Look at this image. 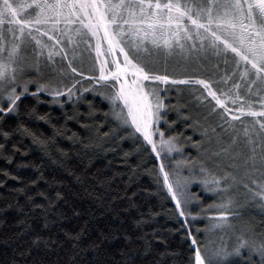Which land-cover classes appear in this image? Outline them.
I'll return each mask as SVG.
<instances>
[{"label":"trees","instance_id":"1","mask_svg":"<svg viewBox=\"0 0 264 264\" xmlns=\"http://www.w3.org/2000/svg\"><path fill=\"white\" fill-rule=\"evenodd\" d=\"M187 63L158 71L207 80L219 93L237 89L251 100L262 93L261 80L245 75L230 54ZM93 89H79L75 97L68 90L58 97L24 94L14 112L0 114V264H195V248L203 253L206 246L205 223L192 222L186 205L188 219L180 216L160 159L142 136L117 125L103 88ZM206 92L194 83L163 86L158 127L173 138L178 153L171 161L189 173L191 165H202L219 176L230 171L215 172L220 164L210 156L247 123L223 117L211 97L203 98ZM257 146L263 150L264 141ZM210 201L204 197L203 208ZM252 216L245 225L264 238V209ZM229 264L262 262L258 253L243 251Z\"/></svg>","mask_w":264,"mask_h":264},{"label":"snow or ice","instance_id":"2","mask_svg":"<svg viewBox=\"0 0 264 264\" xmlns=\"http://www.w3.org/2000/svg\"><path fill=\"white\" fill-rule=\"evenodd\" d=\"M5 32L11 38L10 43ZM93 37L98 57L103 55L101 43L107 41L104 51L110 59L100 60L96 82H104L111 89L106 99L113 105V119L119 127L139 133L160 159L163 183L180 216H185L181 205L191 202L188 180L181 174L182 162L171 163L170 154L175 151V145L173 138H166L165 133L159 130L164 105L160 89L151 82L167 84L171 80L172 84L202 85L207 90L203 98L211 97L225 112L228 108L207 80H176L169 75H158L157 63L166 62L165 58L176 49L181 53H191L204 49L207 42V47L217 55L229 50L234 53L238 57L237 66L242 62L245 65V75L254 70V75L264 76V0H212L206 5L182 4L181 0H167L163 4L160 0H0V114L14 112L17 101L28 91L24 77L27 69L34 65L25 55L26 50L31 48L36 55L44 56V50L48 49V60H52L54 52L64 58L69 56L66 46ZM45 38L50 43H46ZM119 54H122V60ZM67 63L71 67L72 58ZM109 64L112 67H108ZM76 71L71 67V72ZM251 82L255 83L254 80ZM68 92L71 95L72 90L68 89ZM55 94L62 95L59 91ZM237 111L240 115L232 116V120H240L244 114L243 107ZM250 114L258 115L256 112ZM259 115H264V112ZM259 127L264 130V122ZM244 137L247 144L254 143L247 129H244ZM239 147L234 137L228 147H222L214 155L234 153ZM251 151L254 157L256 148ZM253 157H249L251 166L256 171L264 168V155L260 157L259 168ZM164 159H169L171 172L165 170ZM210 183L211 190L218 192L221 199L220 204L209 206L210 210H217L210 230L237 231L229 220L239 215L234 211L232 196L237 187V177L223 171L219 176L213 175ZM251 183L252 186L245 183L243 187L253 199L259 198L264 206V182L253 180ZM240 231L233 246L228 243L231 237L226 240L221 236L211 247L206 245L203 253L196 247L195 264H229L230 258L241 255V249L245 248L250 253H258L264 264V238L246 239L243 229ZM73 238L78 240L79 235ZM41 240L37 237L36 242ZM43 242L45 245L48 243ZM191 242L196 245L195 238Z\"/></svg>","mask_w":264,"mask_h":264},{"label":"rangeland","instance_id":"3","mask_svg":"<svg viewBox=\"0 0 264 264\" xmlns=\"http://www.w3.org/2000/svg\"><path fill=\"white\" fill-rule=\"evenodd\" d=\"M166 2L167 0H160L161 4ZM211 2L212 0H181L182 4L190 3L192 5H198V4L206 5L207 3H211ZM185 23H187L186 20ZM5 37L6 40H8V42L10 43L11 38L7 32H5ZM45 42L50 43L47 40V38H45ZM94 45H95V37H93L91 40L85 38L83 41H78L76 45L65 47V50L69 52L68 57L61 58L60 55H57L54 52L52 60L47 59L48 49L44 50L45 52L44 56L36 55L31 51V48L26 50L25 55L28 57L30 64L34 66L29 67L27 69V74L24 77V80L28 82L27 83L28 91L25 94L37 92V93H47L50 94L51 96L58 97V95L55 94L57 91L61 92L63 95L64 92H66L68 89H71L73 91L71 92L70 96L75 97L79 93L78 91L79 89L82 91H86V90H92L94 87H96L99 89L103 88V91L106 92L105 93L106 96L110 95L111 89L110 87L107 86V84H105L104 82L101 83L96 82L97 79L99 78L100 60L105 58L110 59V56L104 51L107 47V41L105 40L101 43V53L103 55H101L100 57L97 56ZM186 47H187V43H186ZM126 50H128L127 47ZM131 54L132 53L130 52V55ZM221 54L222 55L230 54L234 56L236 60L238 59V57H236V55L232 53L230 50L227 53L221 52L220 55ZM119 55L122 60L123 59L122 54ZM212 55H215V52L211 48L207 47V42H205L204 49H196L191 53H187V52L181 53L179 49H176L172 55L167 56L165 58L166 62L158 61L156 66L157 74L165 75L162 74L163 71H158L161 70L162 67H164V65L169 67L170 64L174 65L177 63V61H181V63L188 62L187 63L188 66L189 64H191L192 61L196 60L198 63V61H201L202 59L208 58V56H212ZM69 58H72L71 67H75L77 69L75 73L71 72V67L67 63ZM108 67H112V65L109 64ZM172 67L173 66H171V68ZM247 67L251 69L250 65H247ZM244 69H245V65H244ZM170 71H172V69ZM249 72L252 73V75L256 78V80L260 79L263 84L261 90L262 93L260 94L259 99L251 100L248 97L243 98L237 92V89L233 91H224L223 94L225 95H221V93L217 91V95L220 96V98L224 100V103L227 105L228 112H225L223 107L217 106L215 102L213 103V106L215 107V109L216 108L222 109L221 112H223L222 113L223 117L225 116V118L230 119L231 121H238V122L245 121L247 123V128L245 129L248 130L249 136L254 141V143L247 144L245 142L244 130H243V131H239V133L233 134V138L234 137L237 138V142L238 144H240V147L237 149L236 152L229 154L221 153L219 156H216L214 154L210 156V153L206 152L205 155L212 157L213 163L217 162L218 164H220L218 165V167L215 165L216 166L215 172L217 170H223V168L225 167L226 169H229V171L237 177V187L234 193L232 194V196H233V200L235 201V204L233 205L234 211L237 212L239 215L236 218H231V217L229 218L230 222L236 227L237 231L233 232L225 229V232H219V231L214 232L210 230L212 218L217 210L215 208L210 210L209 207H207V205L205 206V208H203L202 199L204 197L211 198V201L209 202L210 204H208L209 206L218 205L221 203L219 193L211 190L212 186L210 183L211 182L210 175L213 176L214 174H210L211 172L207 171L206 168H204V166L202 165H199L196 168H193L191 165L190 166L191 171L189 173V169L184 168V166H182L183 163H181L180 171L183 176L187 177L188 180L187 191L191 197V202L189 204L182 203L181 207L184 208L185 205L187 206L188 211L191 213L190 216L192 222L205 223L203 225L204 231L202 238V242H203L202 246L204 245V243H206L207 246L211 247L213 245V242H218L220 240L221 236H224L226 240H228V237H231L232 239L228 240V243L229 246H233L236 242V237L241 234L240 231L241 229H243L246 239H251L253 237L255 238L254 236L255 234L251 232V230L248 229L249 226L247 227L245 224L246 221L249 220V218L252 219L253 217L252 214L254 215L255 212L259 214L261 207L264 209V206H262L259 198L253 199L250 196V194L246 191V189L243 187V184L245 183L252 186L251 182L253 180L257 182H264V168L260 169L259 171H256L251 166L252 160L247 158V154L248 156L253 157V153L251 149L255 147L256 152L253 159L255 160L256 167L259 168L260 157L261 155H264V149L260 151H258L257 149L258 147L257 142L260 140L264 141V135H261L263 130L257 131V125L259 126L261 122H264V115H259V113L264 112V76L254 75L253 74L254 70H250ZM243 73L245 72L243 71ZM168 83L171 84V80ZM75 84H77L80 88L75 89L73 87V85ZM151 84L153 86H157L159 89H161L163 86L166 85L161 82H151ZM160 98L164 105L161 95ZM233 100H235L236 102L233 103L232 102ZM109 104L111 106V110L113 111V105L110 102ZM241 107H243L244 114L240 116V120H232V116L240 115V112L237 110L241 109ZM163 108L161 109V113H160L161 116H162ZM250 112H256L258 113V115L252 116ZM129 129L132 131L131 133H133L134 135L141 136L139 133H134L131 128ZM177 153L178 152L175 147V151H173L170 154V157L173 156L174 158V156ZM166 160L167 159H164V163L166 165L165 170L171 172L172 169L171 168L168 169L167 164H169V162H166ZM176 162H177L176 159L171 161L172 164H175ZM205 181H208V183H205ZM193 208L196 209V211H193L192 210ZM188 215H189L188 212L185 211V217L187 219H188ZM243 251L249 252L246 248L241 249V252Z\"/></svg>","mask_w":264,"mask_h":264}]
</instances>
